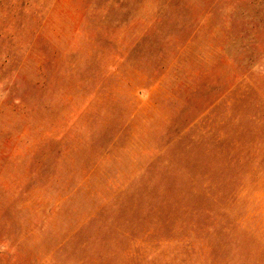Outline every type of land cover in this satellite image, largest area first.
<instances>
[{
  "label": "rangeland",
  "instance_id": "obj_1",
  "mask_svg": "<svg viewBox=\"0 0 264 264\" xmlns=\"http://www.w3.org/2000/svg\"><path fill=\"white\" fill-rule=\"evenodd\" d=\"M0 264H264V0H0Z\"/></svg>",
  "mask_w": 264,
  "mask_h": 264
}]
</instances>
